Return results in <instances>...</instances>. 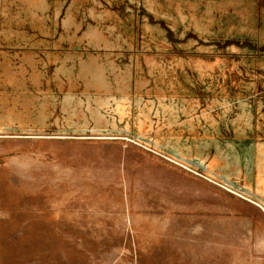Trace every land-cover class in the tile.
Here are the masks:
<instances>
[{
  "label": "rangeland",
  "instance_id": "374dc122",
  "mask_svg": "<svg viewBox=\"0 0 264 264\" xmlns=\"http://www.w3.org/2000/svg\"><path fill=\"white\" fill-rule=\"evenodd\" d=\"M58 5L0 0L35 106L0 125V264H264V0ZM66 28L130 54L132 89L68 101Z\"/></svg>",
  "mask_w": 264,
  "mask_h": 264
},
{
  "label": "crops",
  "instance_id": "0c3cea01",
  "mask_svg": "<svg viewBox=\"0 0 264 264\" xmlns=\"http://www.w3.org/2000/svg\"><path fill=\"white\" fill-rule=\"evenodd\" d=\"M53 3H57L56 12L61 8L58 4L62 0H52ZM175 3V2H174ZM67 14L69 16L75 15V0H66V5L64 6ZM175 6H169L168 9L171 12H175ZM115 9V8H114ZM149 12V11H148ZM152 15V12H149ZM2 28V29H1ZM0 28V125L7 123L10 120V116L14 114H19V109H24L25 113L30 111L31 114L34 113L35 106L32 103H28V99L33 95H28V93L23 90V72L26 68H21L20 66H25L21 61V55L19 50L16 47L11 45V34L9 29L4 27ZM83 30L81 29L78 34L83 35ZM166 30V29H165ZM171 28H167V34L170 36ZM65 32V33H64ZM62 32L67 36L66 39V48L58 49L55 48L52 50V54L49 59L56 61L54 63L56 71L59 70L60 63H66L68 74L67 78H64L65 82H72V88L66 87L65 96L69 101V95L74 97V83H78L79 89L82 93H91L98 94L104 93L106 91H116L120 90L122 84L128 85L132 89L133 83L136 81L135 74V64L132 58H129L130 54H127L123 59L126 61V67L122 60L119 58V63L117 62L118 58L116 56L117 48L115 44H110L109 47H106L105 40L102 38H96L95 35L92 37V33H84L83 38H81V46L79 48L70 49L68 46L69 40L74 37L73 28L68 29ZM96 40V41H95ZM132 46L135 47L136 42L138 43L139 39L134 35V38H129ZM59 41V40H58ZM73 42V41H72ZM87 42V43H86ZM64 44V43H63ZM123 50V49H122ZM54 51V52H53ZM132 53V51H130ZM133 56V55H131ZM21 62V65H20ZM53 69V68H52ZM55 71V69H54ZM57 74V72H56ZM22 84V85H21ZM59 90V89H58ZM70 90L71 92L69 93ZM50 93H54L52 90ZM62 93V91H61ZM32 94V93H31ZM64 95V93H63ZM24 99V100H23ZM73 99V98H72ZM65 102L66 105L69 102ZM73 103V101H72ZM66 109H69V106H66ZM52 121L49 118L48 122ZM66 121V120H65ZM73 121V120H72ZM68 121H66L67 123ZM68 124V123H67ZM53 125V124H52ZM58 125V124H57ZM55 126V125H53ZM260 149V148H259ZM255 152L257 153V160L255 162L256 173L260 172V175L264 173V155L260 156L258 148ZM258 164V165H257ZM262 171V172H261ZM261 178V176L259 177Z\"/></svg>",
  "mask_w": 264,
  "mask_h": 264
}]
</instances>
